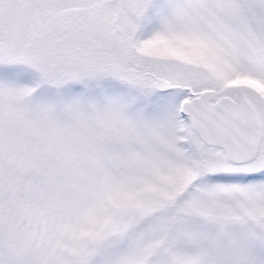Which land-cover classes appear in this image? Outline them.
<instances>
[{"label":"snow or ice","instance_id":"obj_1","mask_svg":"<svg viewBox=\"0 0 264 264\" xmlns=\"http://www.w3.org/2000/svg\"><path fill=\"white\" fill-rule=\"evenodd\" d=\"M0 264H264V0H0Z\"/></svg>","mask_w":264,"mask_h":264}]
</instances>
